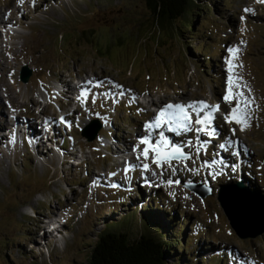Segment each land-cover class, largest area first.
<instances>
[{
	"label": "rangeland",
	"instance_id": "obj_1",
	"mask_svg": "<svg viewBox=\"0 0 264 264\" xmlns=\"http://www.w3.org/2000/svg\"><path fill=\"white\" fill-rule=\"evenodd\" d=\"M212 1L215 10H197L194 29L178 38L157 23L146 0H0V16L9 21L10 7L16 13L11 14L13 26H0L4 44L0 43V116L7 127L0 131V139L9 137L17 118L33 120L34 134L38 130L43 141L37 151L16 140V153L12 139L0 142V264H84L107 221L124 218L133 207L147 203L173 238L182 232L191 238L188 250L182 243L174 244L177 250L169 264H175V253L188 260L183 264H211L214 253L224 254L226 264H264V234L241 238L218 198L221 185L241 181L253 192H264V3ZM245 8L253 11L246 13ZM97 47H107L109 58L102 57ZM229 48L239 49L235 58ZM228 60L237 65L232 72ZM25 65L32 69L28 82L21 80ZM77 76H97L101 82L93 81L92 86L105 88L94 91L88 105L76 104L75 94L62 92L60 82L76 84ZM229 76L243 78L236 81L240 89L232 85L234 93L243 90L259 105L250 110L251 126L243 130L235 120H225L235 106L224 100ZM149 93L155 101L167 95L182 100V105L192 101L219 105L218 111L205 113L218 115L219 133L192 131L177 143L191 159H173L171 167L167 162L163 168L152 163L151 148L148 158L141 156L138 162L133 148L143 136L142 124L148 122L141 100ZM94 120L103 128L89 141L82 131ZM193 123L194 128L209 130L206 124ZM50 135L52 140L46 142ZM120 136L130 151L125 143L114 141ZM197 136L208 143L201 147ZM230 139L233 146L228 150ZM145 147L140 144L138 151ZM222 152L226 167L217 164ZM142 163H148L150 170L136 166ZM199 184L212 194L202 198L189 188ZM52 223L59 224L61 236H50ZM133 232V236L139 233Z\"/></svg>",
	"mask_w": 264,
	"mask_h": 264
},
{
	"label": "trees",
	"instance_id": "obj_2",
	"mask_svg": "<svg viewBox=\"0 0 264 264\" xmlns=\"http://www.w3.org/2000/svg\"><path fill=\"white\" fill-rule=\"evenodd\" d=\"M200 1L202 0H146V6L157 23L169 32L170 37L182 38L184 33L194 29L195 19L199 16L197 10L202 12L215 10L212 0L206 4H201ZM179 22L181 25H177ZM82 36L92 43L89 34L83 32ZM119 42L121 44L123 38H119ZM97 51L102 57L109 58L107 47L104 49L97 47ZM202 51L205 50L199 49V52L203 53ZM137 210H140V217L136 218ZM129 213H125L124 218L106 222L84 264H169L171 254L177 250L174 244L182 243V248L188 250V241L190 242L191 238L187 239L185 232H182L180 237L175 234L173 238L161 219L155 216L150 203L143 205L142 208L133 207ZM133 225L134 229L139 231L135 236ZM175 254V264L188 262L184 255ZM219 257L220 261H217L216 258ZM213 258L215 264H226L223 261L224 254L214 253Z\"/></svg>",
	"mask_w": 264,
	"mask_h": 264
},
{
	"label": "snow or ice",
	"instance_id": "obj_3",
	"mask_svg": "<svg viewBox=\"0 0 264 264\" xmlns=\"http://www.w3.org/2000/svg\"><path fill=\"white\" fill-rule=\"evenodd\" d=\"M20 3H23V0H19ZM260 2L264 3V0H260ZM253 10L250 8H245L244 12L249 13ZM244 17H241V20H243ZM243 30V29H242ZM229 53H232L233 58H235L236 54L239 52L238 48H229ZM229 67L228 71L232 72V70L237 67V65H233L231 60L227 61ZM242 77H236V76H229L228 83L229 87L226 90V95L224 96L225 101L231 102V100L236 99V97H239V99H236V104L230 109L229 115L225 117V120L227 122H232V120H235L237 124L242 125V129L247 128L250 125L249 121L252 118V112L250 110L254 108H258L259 105L256 104L255 98H249L248 96L244 95L243 90H240L238 92H233L232 85L235 84V87L237 89H240L241 86L236 81L242 80ZM88 83H91L89 81ZM244 88H247V91L249 93L252 92V89L247 86L245 83L243 85ZM87 89L82 91L81 96H86ZM81 97H77V99H80ZM188 108L197 109V119L195 121L198 125H205L207 123H210L212 120V113L209 112L206 117H200L199 113L200 111H203L205 108H211L213 111L219 110V105H209L206 101H192L188 105H182V104H172L168 103L166 104L158 113L157 117L154 119V121L149 122L145 124V129L147 134L145 136H142L139 138V143L134 146L133 151L137 152V161H140L141 156H143L145 159L149 156V148L152 149L154 152L152 163L156 164L157 167L163 168L164 163L167 162L169 167H171V160L173 159H179L181 157H185L187 159H191V156L189 154H186L183 152V147L180 145H171L170 151H162L161 145L164 147H167L171 142L168 137L165 136L163 131H160L158 133V139L156 140L155 144L152 143L150 140V137L152 136V130L153 129H160L164 126L165 120L163 119L166 115L168 116L169 121L175 122L178 128L183 129L185 132H192L195 131L197 133L205 132L207 136H213L215 133L211 130H206L204 127L199 128H193L192 121H191V115L187 112ZM172 110V111H170ZM63 119V117H61ZM169 130L170 131H177V128L173 127L171 123H169ZM235 130L233 129V132ZM197 143L202 147L205 143H208V141H201L200 137H196ZM11 142H15V137L13 136ZM31 143V141H30ZM140 144L147 145V147L143 148L142 151H138ZM187 146H192V141L187 142ZM221 148L224 147V145H220ZM200 148H197V152L199 153ZM237 154L238 153H234ZM136 166H142V168L145 171L150 170V165L148 163H142L141 165ZM235 166H233V169ZM127 170V169H126ZM175 169L173 168V172ZM155 175V173H153ZM219 174V173H217ZM114 175V173H113ZM167 183L172 184V180H168ZM175 183H180L178 180L175 181Z\"/></svg>",
	"mask_w": 264,
	"mask_h": 264
},
{
	"label": "bare ground",
	"instance_id": "obj_4",
	"mask_svg": "<svg viewBox=\"0 0 264 264\" xmlns=\"http://www.w3.org/2000/svg\"><path fill=\"white\" fill-rule=\"evenodd\" d=\"M25 2V1H24ZM13 4H14V2H13ZM13 4H11L12 6H13ZM9 6V5H8ZM10 7V6H9ZM40 6H38V8H39ZM14 9V8H13ZM12 9H11V7L10 8H7L6 9V12H8V14H10V15H8V19H9V21H7V20H5L4 18H3V15L2 16H0V26H13L15 23H13V21L14 20H12L13 19V17L11 16V14H16V13H14V12H12L11 11ZM18 12V11H17ZM1 13V12H0ZM27 16V15H26ZM6 27V28H7ZM9 29V28H8ZM11 29V28H10ZM8 30L10 33H11V30ZM12 35H11V37H13L14 36V34L15 33H11ZM0 38H1V35H0ZM1 44H2V42H0ZM2 45H4V44H2ZM0 49H2L1 48V46H0ZM7 49V48H6ZM4 60H6V59H4ZM3 62V61H2ZM1 67V66H0ZM7 67V66H6ZM5 68V67H4ZM4 70H6V68L4 69ZM4 74V73H3ZM3 76V75H2ZM77 79H79V82L80 83H78V84H71V83H69V82H66V81H59L60 82V84L61 85H63V89H64V92L65 93H71V94H77L78 93V91H80L81 93H82V91H84L85 89H87V90H92L93 91V93H94V91L95 92H100V91H102V90H104L105 88L103 87V86H100L99 88L97 87V86H92V82H93V79L94 80H97V81H100V80H98L97 79V76H92V77H90V78H87V79H85V78H83L82 76H77ZM89 81H91V83H88ZM104 81V80H103ZM101 82V81H100ZM111 88V90L112 91H117L118 89H115L114 87H112V86H110ZM109 89V90H110ZM111 91V92H112ZM219 93L220 94H225V85H223V89H221L220 91H219ZM218 93V94H219ZM150 94V93H149ZM147 95L148 97H149V102L150 103H152V104H154V105H157V106H159V109H161V108H163L166 104H168V103H172V104H179L182 100H179V99H170L167 95L165 96V98H162V99H160V100H156L155 101V98L150 94V95ZM74 99H73V97H70V101H73ZM32 102H33V104H36L37 103V101L36 100H34V98L32 97ZM231 102H233V104L232 103H229V104H231V105H234V104H236V101L234 100V101H231ZM224 103V102H223ZM189 103L188 102H185L183 105H188ZM190 110L191 109H193V108H189ZM45 110V109H44ZM46 111V110H45ZM45 111H43V113L45 112ZM144 115L148 118V122L147 123H149V122H152V121H154V119L157 117V115H158V113L157 112H155V111H152V110H149L148 108H147V106H145L144 105ZM170 111H172V110H170ZM208 111H212V109L211 108H205L202 112L200 111V113H199V115H200V117H206L207 116V114H205L204 112H208ZM40 113H42V111L40 112ZM192 113V121L195 119V121H196V119H197V109H195L194 110V112H191ZM2 114H4V113H2ZM70 114L71 113H69V114H67L66 116H68V117H70ZM1 117L2 116H0V131H2V129L3 128H6L7 129V127L5 126V122L3 123L2 122V119H1ZM4 117V116H3ZM37 117V116H36ZM217 117H218V115H217ZM217 117L215 116V115H213V117H212V120H211V122L210 123H207L206 124V127L207 128H209V130H211V131H214L213 129H212V127L213 126H215L216 128H217V126H216V121L218 120L217 119ZM164 120H165V123L166 124H164V126L163 127H161L160 129H153L152 130V136L150 137V140H152V138H154L155 140H157L159 137H158V133L160 132V131H163L164 132V134H165V136L166 137H168L169 138V140H170V144L168 145V146H171L172 144H175V145H177V143L178 142H180V141H182V140H184L185 138H187L188 136H189V134L191 133V132H186L184 135H181L180 133H179V129H177V131H170L169 130V123H171L172 124V126L173 127H175V128H177L176 127V125H175V122H171V121H169V119H168V116L166 115L164 118H163ZM44 122V119H40V124H42ZM214 122V123H213ZM2 123V124H1ZM147 123H144V124H142V126H144V128L142 127V131H139V134L142 136H144V135H146L147 134V132H146V129H145V124H147ZM32 124H34V122H33V120H32V122H30V121H25V120H19V119H17V118H14V120H13V122L11 123V126L9 127V129H10V131H9V133H8V135H9V137L6 135V136H2V138L0 139V142H4V141H7V140H11L12 138H13V136L15 137V142L13 143L12 142V147H13V149H14V152L16 151V149H17V145H16V140H20V144H21V146H24V145H30V146H32V147H34V149H36L37 151H39V148H40V146H42V143H43V141H42V136H41V133L37 130V134H34V130L32 129L33 127H32ZM35 126V125H34ZM193 128H194V123L192 122V125H191ZM196 127L198 126L199 127V125L198 124H196L195 125ZM2 127V128H1ZM6 129H4L5 131H6ZM226 131H227V129H225ZM8 132V131H7ZM18 132V133H17ZM1 133V132H0ZM202 132H200V134H201ZM214 133H219V130H218V128H217V131L215 130L214 131ZM1 134H3V132L1 133ZM11 135V136H10ZM54 136V135H53ZM124 137V136H123ZM123 137H118V138H116V140H120L121 142H123V143H125V145H127V151H130L131 150V148L129 149L128 147H129V145H128V143L126 142V140L123 138ZM124 139V141L122 140V139ZM202 138H203V136H202ZM241 138V137H240ZM49 141H51L52 140V135H50V137H48L47 138ZM116 140H114V141H116ZM30 141H31V143H30ZM18 142V141H17ZM228 143H229V145L227 146V149L228 150H230L231 149V147L233 146L232 145V143H231V139H230V141H228ZM4 144V143H3ZM146 145H142V147H145ZM242 147V142H239L238 143V147ZM162 145H161V149H162ZM16 153V152H15ZM119 155H121V154H119ZM119 157V156H118ZM133 157L131 156L130 157V163L131 162H133ZM218 160L219 161H217V164L218 165H225V167L227 166V157H226V154H225V152H222L221 153V155H220V157L218 158ZM215 162H216V160H215ZM177 163H173V165H175V167H177V165H176ZM208 165H212V163L211 164H208ZM207 165V166H208ZM215 165V164H214ZM121 166L122 167H125L126 165H125V162L123 161V162H121ZM209 168V167H208ZM177 169V168H176ZM215 169H216V167H215ZM178 170V169H177ZM178 172H179V170H178ZM151 173L150 174H148V177H147V182H149V178L151 177ZM93 179H92V181L94 180V178L95 177H92ZM242 182V181H241ZM245 184V183H244ZM246 186V185H245ZM55 230H57L56 232H55V234L56 235H58V233H59V231L61 230L60 229V226L58 225L57 227H55ZM62 231V230H61ZM50 232V231H49ZM51 233V232H50ZM54 233H51L50 234V236L52 235L53 237H54V235H53ZM49 234H47V236H48Z\"/></svg>",
	"mask_w": 264,
	"mask_h": 264
},
{
	"label": "water",
	"instance_id": "obj_5",
	"mask_svg": "<svg viewBox=\"0 0 264 264\" xmlns=\"http://www.w3.org/2000/svg\"><path fill=\"white\" fill-rule=\"evenodd\" d=\"M32 76V69L25 65L21 71V80L28 82ZM102 128L98 120L82 131V135L89 141L95 140ZM185 157H181L182 159ZM202 184L192 185L189 188L202 198L212 194V190L203 191ZM221 206L226 213L231 226L241 238L258 237L264 234V193L253 192L243 182L230 185H221L218 192Z\"/></svg>",
	"mask_w": 264,
	"mask_h": 264
}]
</instances>
